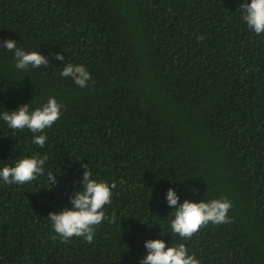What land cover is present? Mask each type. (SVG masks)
<instances>
[{
    "label": "trees",
    "instance_id": "obj_1",
    "mask_svg": "<svg viewBox=\"0 0 264 264\" xmlns=\"http://www.w3.org/2000/svg\"><path fill=\"white\" fill-rule=\"evenodd\" d=\"M250 2L0 0V114L61 105L43 133L0 119V169L47 155L44 176L0 179V264H140L149 239L184 243L199 264H264V33L243 20ZM7 39L47 67L17 69ZM69 63L87 87L61 76ZM83 165L116 187L92 243L64 242L47 216L71 206ZM169 188L178 203L227 199L230 222L171 236Z\"/></svg>",
    "mask_w": 264,
    "mask_h": 264
},
{
    "label": "clouds",
    "instance_id": "obj_2",
    "mask_svg": "<svg viewBox=\"0 0 264 264\" xmlns=\"http://www.w3.org/2000/svg\"><path fill=\"white\" fill-rule=\"evenodd\" d=\"M240 7L247 26L256 34L264 33V0H251L250 3H244ZM3 48L14 51L17 69L26 70L29 66L40 68L48 65V56L39 51L26 52L17 47L15 40H4ZM55 56L60 61L64 60V55L61 53H55ZM61 76L71 78L77 86L82 88L87 87L92 79L84 65L71 63L63 67ZM60 109L61 105L57 100L50 97L46 104L34 111L30 112L28 104H24L16 110L3 112L0 114V119L12 130L28 129L33 134L43 133L46 128H50L60 119ZM46 140V135H34L32 142L43 148ZM46 160L47 155L42 158L31 156L19 159L14 166L6 165L0 169V179L7 184H26L45 175ZM83 167L85 171L81 181L82 186L70 197L71 206L59 212H49L47 216L55 233L64 242L76 236L83 237L88 243H92L96 226L106 219L103 208L111 203L112 189L116 187L115 183L109 186L106 182L93 179L92 173L85 165ZM46 182L49 184L48 188H52L57 183L53 172L47 173ZM166 199L168 205L174 210L171 236L179 235L189 239L209 222L213 224L230 222L227 214L232 205L227 199H214L209 202L185 199L182 203H178L179 196L173 188L168 189ZM145 248L147 255L141 259L140 264H199L194 254H188V248L184 243L166 247L164 239H149L145 241Z\"/></svg>",
    "mask_w": 264,
    "mask_h": 264
}]
</instances>
